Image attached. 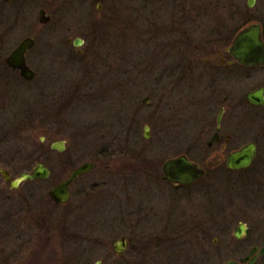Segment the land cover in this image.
<instances>
[{
	"label": "rangeland",
	"instance_id": "rangeland-1",
	"mask_svg": "<svg viewBox=\"0 0 264 264\" xmlns=\"http://www.w3.org/2000/svg\"><path fill=\"white\" fill-rule=\"evenodd\" d=\"M107 7L108 18L97 16L91 33L56 28L48 35L51 44L35 12L31 19L39 34L27 51L36 72L31 81L0 62V167L17 178L42 161L51 174L24 181L16 190L0 174V264H222L245 257L253 244H264L259 221L264 171L249 169L221 196L224 177L218 167L211 168L196 183L208 189L193 195L195 204L161 182L155 172L167 154L154 152L153 112L159 99L156 71L164 66L153 56L151 42L139 35L137 0H108ZM160 15L166 22L168 14ZM23 33L0 30V60ZM78 33L85 39L80 53L59 42L62 34L71 39ZM178 115L168 129L175 137L173 156L200 129L198 111ZM143 125L149 128L148 140L142 137ZM59 140L66 143L63 151L50 147ZM258 142L264 153V138ZM88 160L96 167L71 183L68 204L52 203L48 190ZM224 210L230 222H224ZM240 220L251 230L235 242L232 233ZM122 236L130 244L118 254L113 245ZM257 264H264V257Z\"/></svg>",
	"mask_w": 264,
	"mask_h": 264
},
{
	"label": "flooded vegetation",
	"instance_id": "flooded-vegetation-1",
	"mask_svg": "<svg viewBox=\"0 0 264 264\" xmlns=\"http://www.w3.org/2000/svg\"><path fill=\"white\" fill-rule=\"evenodd\" d=\"M107 2L108 0H0V30L3 34L13 32L15 36L17 29L24 32L15 47L20 44L22 38L32 37L34 42L39 34L36 31L39 25L33 24L31 17L37 12V21L46 27L42 29V34L47 44H51L48 35L50 31H56V28L61 33L63 27L66 31L74 29L91 33L94 24L97 23V16L102 13L105 18L107 17ZM137 4L142 26L138 31L139 35L144 39L143 42L147 44L151 42L154 46L153 56H158L156 61L164 66L158 67L156 71L158 81H162L165 86L162 88L166 89L161 93V84L157 83L159 99L154 106L153 114L158 139L155 140L154 152L157 155L167 154L165 160L186 155L190 161L204 167L205 174L202 179L209 169L218 167L220 175L224 177L223 188L220 189L221 196L233 180L242 178L243 173L249 169L254 171L253 173L262 174L264 153H261V143L258 140L264 138V63L245 64L240 61V56L229 52V47L233 43V38L248 25H257L264 45V0H137ZM161 11L168 14L166 22L161 18ZM41 13L45 22L39 21ZM32 29L36 32L29 35L27 32ZM63 34L59 36V42L65 41L71 45L74 52L80 53L78 46L85 41L84 35L74 34L70 39L68 36L63 37ZM77 42L79 44L75 45ZM34 45L35 42L32 46ZM30 48L24 53V62L29 68L27 51ZM5 58L0 60L4 69L13 71L22 79L15 68L5 64ZM162 94L168 97L163 99ZM190 109L200 114L198 124L200 129L194 131L195 135L192 136L191 132L187 136V139L190 138L189 141L183 139L184 144L188 141L186 149L173 156L172 152L176 148L171 139L175 137L168 132L170 122L175 124V121H178L177 116H181L178 114H186ZM166 141H169L168 144ZM251 143L255 144L256 154L251 164L242 169H230L227 163L231 154ZM108 151V156H111L112 151L109 147ZM165 160L159 163L161 170L155 172L156 176L173 189V194L179 192L182 195L181 199H185L186 202L191 200L193 204V195H202L208 187L196 186L202 179L190 185L179 186L169 183L162 178V164ZM143 164L144 162H139L138 167L142 169ZM49 199L57 205L50 197ZM198 200H203V197L199 196ZM194 209L195 212L198 210L197 207ZM224 212V222H230L233 218L228 220L226 210ZM259 215L263 216L259 217V221L264 225V209ZM240 225L245 229L237 237L235 232ZM250 230L251 227L246 223L237 221L232 233L234 241L246 239ZM256 246L263 247L264 244H253L251 249ZM247 255L233 259L240 261Z\"/></svg>",
	"mask_w": 264,
	"mask_h": 264
},
{
	"label": "water",
	"instance_id": "water-1",
	"mask_svg": "<svg viewBox=\"0 0 264 264\" xmlns=\"http://www.w3.org/2000/svg\"><path fill=\"white\" fill-rule=\"evenodd\" d=\"M43 13L39 14V21H46L43 18ZM260 30H258L257 25L246 26L241 32H239L236 37L232 40V45L229 47V52L240 56L239 59L245 64L256 65L260 62L264 63V45L260 39ZM32 37L22 38L20 44L11 49L9 55L4 59L5 64L15 68L19 75L25 80H32L35 77L36 72L24 62L25 51L33 45ZM79 43H75L78 45ZM147 96L143 97L142 102L147 103ZM144 133L143 137L147 138L149 133V128L146 125L143 126ZM66 143L59 140L52 142L50 147L55 151H63L65 149ZM255 144L251 143L246 146H243L241 150L236 151L231 154V157L228 158V166L230 169H237L242 167H248L251 164L252 159L255 154ZM96 167V162L89 161L82 162L78 166L72 168L68 172V176L58 181L57 185L55 184L48 190L49 197L57 204L68 203L69 201V191L70 185L75 180L78 179L82 174L88 173V171ZM162 173L163 179L169 181V183H174L179 186L192 184L198 179H202V176L205 174L204 167H200L197 163L190 161L189 157L186 155H180L170 158V160H165L162 164ZM0 174L3 177L5 182L9 183V187L17 189L22 182H27L30 180H43L47 179L50 174V169L42 161L36 162L35 166L32 167L30 171L21 172L17 178L13 177L8 169L0 167ZM245 227L240 225L236 229V236L239 237ZM130 242L127 238L122 236L118 238L113 245V250L115 253L123 254L125 250L128 249ZM258 256H264V246L263 247H254L250 250V253L246 258L240 259V261H235V259L226 260L222 264H256Z\"/></svg>",
	"mask_w": 264,
	"mask_h": 264
}]
</instances>
